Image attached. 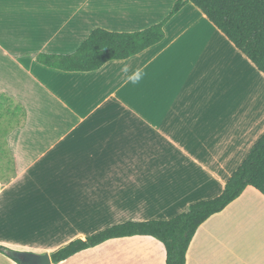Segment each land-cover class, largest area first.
I'll list each match as a JSON object with an SVG mask.
<instances>
[{
	"label": "crops",
	"instance_id": "1",
	"mask_svg": "<svg viewBox=\"0 0 264 264\" xmlns=\"http://www.w3.org/2000/svg\"><path fill=\"white\" fill-rule=\"evenodd\" d=\"M178 0H0V96L26 111L3 137L0 245L52 255L127 222L168 221L218 197L264 134V75L193 4L165 39L89 73L72 54L101 28L131 33ZM138 81V82H134ZM2 161V159L0 160ZM0 264H17L0 253ZM59 264H166L152 237L113 239ZM187 264H264V196L249 187L197 231Z\"/></svg>",
	"mask_w": 264,
	"mask_h": 264
},
{
	"label": "trees",
	"instance_id": "2",
	"mask_svg": "<svg viewBox=\"0 0 264 264\" xmlns=\"http://www.w3.org/2000/svg\"><path fill=\"white\" fill-rule=\"evenodd\" d=\"M187 4L198 8L264 75V0H178L163 21L147 29L125 33L98 28L91 32L76 52L67 55L39 54L36 60L51 69L81 73L98 71L112 61L128 60L161 43L165 39L166 24ZM7 102L11 103V100L0 96V112L7 109L6 115H0L1 118L8 121L11 129L22 126L27 117L26 111L13 104L6 108L4 105ZM7 134L8 130L3 137ZM249 187L264 196V134L228 179L224 191L218 197L192 204L185 212L168 221H130L85 240L77 239L53 253L52 262L62 263L109 240L144 236L163 244L166 264H187V254L198 229L209 218L223 212ZM8 250L0 245L1 254L9 257Z\"/></svg>",
	"mask_w": 264,
	"mask_h": 264
},
{
	"label": "rangeland",
	"instance_id": "3",
	"mask_svg": "<svg viewBox=\"0 0 264 264\" xmlns=\"http://www.w3.org/2000/svg\"><path fill=\"white\" fill-rule=\"evenodd\" d=\"M248 98L250 99L249 103L251 106H259L257 109H264V87L260 82H257L253 79L250 80V86H249V92H248ZM14 105V104H13ZM11 106L10 102L5 103L4 107L8 108ZM7 110V109H6ZM5 112H0V115H6ZM0 116V159L2 161L0 162V169L1 168H8L10 166L9 158L5 156L4 153L1 152V149L3 150V134L5 131L11 129L10 125L8 124L7 120H3ZM11 167V166H10Z\"/></svg>",
	"mask_w": 264,
	"mask_h": 264
},
{
	"label": "water",
	"instance_id": "4",
	"mask_svg": "<svg viewBox=\"0 0 264 264\" xmlns=\"http://www.w3.org/2000/svg\"><path fill=\"white\" fill-rule=\"evenodd\" d=\"M7 254L12 259L19 262V264H53L51 255L46 254H35L24 251H13L8 250Z\"/></svg>",
	"mask_w": 264,
	"mask_h": 264
},
{
	"label": "clouds",
	"instance_id": "5",
	"mask_svg": "<svg viewBox=\"0 0 264 264\" xmlns=\"http://www.w3.org/2000/svg\"><path fill=\"white\" fill-rule=\"evenodd\" d=\"M134 82H138V81H134Z\"/></svg>",
	"mask_w": 264,
	"mask_h": 264
}]
</instances>
